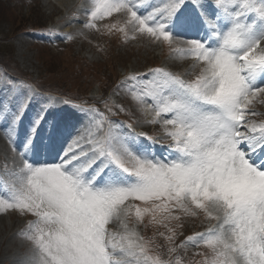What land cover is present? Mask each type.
<instances>
[{
  "label": "snow or ice",
  "instance_id": "6c2138e0",
  "mask_svg": "<svg viewBox=\"0 0 264 264\" xmlns=\"http://www.w3.org/2000/svg\"><path fill=\"white\" fill-rule=\"evenodd\" d=\"M90 2L86 29L99 31L96 21L118 13L123 27L107 25L109 33L170 47L181 39L199 72L185 80L156 68L118 85L143 123L162 127L170 140L162 155L156 138L111 119L132 113L108 99L106 112L73 105L82 122L74 136L53 98L38 100L35 88L0 104L21 162L4 181L0 213L35 217L20 233L32 244L28 264H183L188 247L208 250L202 264H264V122L250 119L260 114L254 102L264 104V0ZM52 154V162L38 159ZM182 217L209 226L176 244L183 224L173 222ZM149 225L166 230V252L140 232Z\"/></svg>",
  "mask_w": 264,
  "mask_h": 264
},
{
  "label": "rangeland",
  "instance_id": "374dc122",
  "mask_svg": "<svg viewBox=\"0 0 264 264\" xmlns=\"http://www.w3.org/2000/svg\"><path fill=\"white\" fill-rule=\"evenodd\" d=\"M152 1L159 2L148 0L149 3ZM90 7V0H0V104L14 102L18 95L23 94L19 91L21 88H35L40 93L38 100L53 98L56 114L67 122L68 131L74 136L82 122L81 113L73 105L95 107L106 112L102 101L108 99L109 103L122 105L132 113L129 116L120 112L111 119L132 124L137 132L156 138L157 155H162L170 143L162 127L143 123L145 116L124 89L118 90V85L126 82L125 78L132 74L143 76L156 68L192 80L199 68L193 70L195 60L180 51L187 48L181 39L175 40L170 47L147 37L124 42L119 31L109 33L107 25L123 27V18L118 13L96 21L99 31L86 29L83 23L87 19L85 9ZM41 28L51 31L40 35L36 30ZM60 35H71L74 39L63 40ZM254 107L260 114L250 119L256 121L263 116L264 121V104L254 102ZM6 127V123L0 122V194L4 192V181L13 179L11 174L18 172L21 164L4 131ZM124 130L127 131L126 128ZM24 131L21 128L15 137L18 147L22 145ZM68 138L65 135L64 139ZM45 158L41 156L38 159L44 162ZM127 203L147 206L141 201ZM34 219L30 214L22 216L15 210L0 213V264H28L32 244L20 233ZM148 219L145 216V224H148ZM194 220L182 217L181 221L173 222L174 225L183 224L177 228L176 244L184 241L188 233L190 236L204 232L209 226L207 221ZM110 227L119 230L118 224ZM139 230L146 239H154L156 245L162 246L157 251L166 252L164 238L159 235V232L166 231L164 228L149 225L141 226ZM160 238H163L161 242ZM184 253L185 257L182 256ZM180 255L183 264H202L208 250L205 247H188L180 250Z\"/></svg>",
  "mask_w": 264,
  "mask_h": 264
},
{
  "label": "bare ground",
  "instance_id": "6f19581e",
  "mask_svg": "<svg viewBox=\"0 0 264 264\" xmlns=\"http://www.w3.org/2000/svg\"><path fill=\"white\" fill-rule=\"evenodd\" d=\"M176 62V61H175Z\"/></svg>",
  "mask_w": 264,
  "mask_h": 264
}]
</instances>
